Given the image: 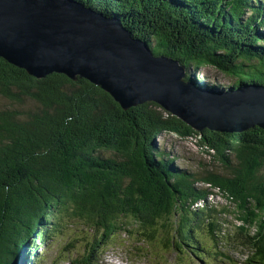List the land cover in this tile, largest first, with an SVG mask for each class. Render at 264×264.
Listing matches in <instances>:
<instances>
[{
  "label": "trees",
  "instance_id": "16d2710c",
  "mask_svg": "<svg viewBox=\"0 0 264 264\" xmlns=\"http://www.w3.org/2000/svg\"><path fill=\"white\" fill-rule=\"evenodd\" d=\"M74 1L180 61L198 88L264 86V0ZM208 67L234 82L202 81ZM169 133L199 138L216 165H178L157 142ZM223 216L234 237L221 236ZM71 224L83 227L79 264L113 248L146 264H264V130L197 132L155 103L126 111L85 79L38 80L0 57V264L31 263Z\"/></svg>",
  "mask_w": 264,
  "mask_h": 264
},
{
  "label": "water",
  "instance_id": "95a60500",
  "mask_svg": "<svg viewBox=\"0 0 264 264\" xmlns=\"http://www.w3.org/2000/svg\"><path fill=\"white\" fill-rule=\"evenodd\" d=\"M0 57L38 80L85 79L124 110L154 102L199 132L264 130L263 85L198 88L180 61L155 55L119 19L74 0H0Z\"/></svg>",
  "mask_w": 264,
  "mask_h": 264
},
{
  "label": "rangeland",
  "instance_id": "374dc122",
  "mask_svg": "<svg viewBox=\"0 0 264 264\" xmlns=\"http://www.w3.org/2000/svg\"><path fill=\"white\" fill-rule=\"evenodd\" d=\"M204 72H200L198 75L201 80L208 82L212 85H222L228 86L229 83H233L230 78L224 77L221 71L217 69L208 67L204 68ZM210 89L211 86H209ZM204 89V88H201ZM209 89V88H208ZM205 88V90H208ZM235 134V133H233ZM199 138H182L178 135L169 133L165 134L158 139V145L161 149H164L171 157L178 156L180 161L177 164L180 166H187L193 169L195 172H204L206 169L212 168L215 164L213 158L207 152V148L198 144ZM216 165V164H215ZM216 192V191H215ZM216 195L211 196L212 204L219 206L220 208L226 207L228 203L227 200L221 196ZM225 220L229 222L228 227L221 230V236L225 234L234 237L236 233H239L237 228V221L233 216H223ZM83 227L80 224H71L66 230L65 235H60L57 239L50 245V247H45L39 244L40 248L37 252L36 257H31V263L29 264H79L82 262V255L85 251V247H82L81 234ZM225 236V238H226ZM124 241L126 242V247H133L139 244L135 240L127 238L125 236ZM141 247H146L143 244H139ZM157 247V248H156ZM132 249V248H131ZM153 250L158 254H162L164 259L171 261L176 254L165 253L164 249L156 244L153 246ZM150 252V251H149ZM151 253V252H150ZM153 254V253H151ZM236 262L240 255L235 252L227 253ZM170 256V258H169ZM24 262V260H21ZM41 262V263H40ZM98 264H146L144 261H140L139 257L135 254L130 255L125 248H113L111 249ZM208 264V263H205Z\"/></svg>",
  "mask_w": 264,
  "mask_h": 264
},
{
  "label": "bare ground",
  "instance_id": "6f19581e",
  "mask_svg": "<svg viewBox=\"0 0 264 264\" xmlns=\"http://www.w3.org/2000/svg\"><path fill=\"white\" fill-rule=\"evenodd\" d=\"M8 62V61H7ZM9 64H11L10 62H8ZM11 65H13V64H11ZM14 66V65H13ZM148 103H154V102H148ZM146 104V103H145ZM156 104V103H155ZM120 105V104H119ZM158 105V104H157ZM137 106H140V105H137ZM136 106V107H137ZM160 106V105H159ZM161 107V106H160ZM162 108V107H161ZM131 109V108H130ZM126 111H128V110H126ZM206 130H208V129H206ZM196 131V130H195ZM197 132H199V131H197ZM213 252V251H212Z\"/></svg>",
  "mask_w": 264,
  "mask_h": 264
},
{
  "label": "clouds",
  "instance_id": "9594fccd",
  "mask_svg": "<svg viewBox=\"0 0 264 264\" xmlns=\"http://www.w3.org/2000/svg\"><path fill=\"white\" fill-rule=\"evenodd\" d=\"M245 260V259H244Z\"/></svg>",
  "mask_w": 264,
  "mask_h": 264
}]
</instances>
